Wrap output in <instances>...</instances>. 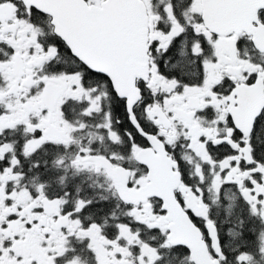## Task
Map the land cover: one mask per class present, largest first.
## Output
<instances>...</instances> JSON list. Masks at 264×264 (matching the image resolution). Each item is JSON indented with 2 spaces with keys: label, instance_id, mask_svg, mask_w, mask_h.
<instances>
[{
  "label": "snow or ice",
  "instance_id": "6c2138e0",
  "mask_svg": "<svg viewBox=\"0 0 264 264\" xmlns=\"http://www.w3.org/2000/svg\"><path fill=\"white\" fill-rule=\"evenodd\" d=\"M0 264H264V0H0Z\"/></svg>",
  "mask_w": 264,
  "mask_h": 264
}]
</instances>
